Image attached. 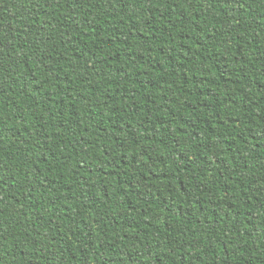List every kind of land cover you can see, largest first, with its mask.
Here are the masks:
<instances>
[{
  "label": "trees",
  "instance_id": "trees-1",
  "mask_svg": "<svg viewBox=\"0 0 264 264\" xmlns=\"http://www.w3.org/2000/svg\"><path fill=\"white\" fill-rule=\"evenodd\" d=\"M0 264H264V0H0Z\"/></svg>",
  "mask_w": 264,
  "mask_h": 264
}]
</instances>
